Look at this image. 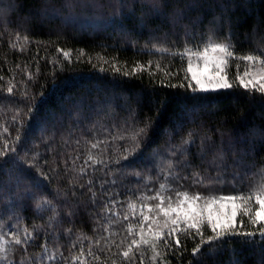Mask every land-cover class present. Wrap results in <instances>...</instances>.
I'll list each match as a JSON object with an SVG mask.
<instances>
[{"label": "snow or ice", "instance_id": "obj_1", "mask_svg": "<svg viewBox=\"0 0 264 264\" xmlns=\"http://www.w3.org/2000/svg\"><path fill=\"white\" fill-rule=\"evenodd\" d=\"M33 30L49 37L37 49L53 46L57 55L46 72L35 58L34 71L17 64L27 79L7 81L15 135L0 136V264H264V124L212 129L192 119L198 106L243 90L264 120V0H37L26 14L19 0H0V40L14 36L10 48L24 54ZM69 34L92 43L59 46ZM243 45L249 51L238 55ZM129 50L133 57L122 59ZM81 65L112 91L135 81L150 96L168 90L182 100L183 115L161 132L165 154L149 151L164 100L144 111L142 93L121 96L126 115L110 125L101 118L111 100L90 106L67 95L47 112L36 103L48 85L52 94L78 79ZM185 117L198 127L186 128ZM57 134L62 150L53 153ZM26 211L41 223L27 225ZM82 214L95 239L74 231Z\"/></svg>", "mask_w": 264, "mask_h": 264}, {"label": "trees", "instance_id": "obj_2", "mask_svg": "<svg viewBox=\"0 0 264 264\" xmlns=\"http://www.w3.org/2000/svg\"><path fill=\"white\" fill-rule=\"evenodd\" d=\"M37 0H19L20 8L22 13H27L33 6L36 4ZM237 12L240 11L238 8ZM252 23L251 16L248 19L243 20L241 22V32L244 29L249 28ZM30 39L32 43L29 45V49L21 54L18 51H14L10 48V43L15 40V37L11 38L5 36L2 40H0V76H3V81H0V136L2 137H14L15 128L10 122V117L14 112L13 104L10 101H15L16 95L8 96L6 92L7 81L15 76L14 83L20 81L22 78L27 79L26 73L22 74L21 70L16 67L17 64H20L21 67L25 65L28 66L29 71H34L33 58L40 61V68L42 72H46L50 67L51 57L57 55L55 52V48L53 46H40L37 49L35 44L36 40L47 41L49 37L39 30H33L30 34ZM52 39L55 40V35L52 36ZM101 39V38H97ZM143 41H141L142 43ZM92 41L85 39L82 42H77L73 40L68 35L67 41L61 39L58 42L59 46L62 47H86L91 44ZM249 48L247 45H243L239 48L237 54H247ZM120 57L129 58L133 57V50H129L127 52L119 53ZM82 69L80 72L78 79H69L66 83L61 84L58 88L52 91V94L49 93L48 88H51V85H48V88L45 89L44 96L46 100L41 101L38 97L36 103L43 107L44 111L54 110L58 107V105L63 101V98L67 95H72L73 97L80 99L84 98L88 105H92L93 102L99 98L101 100H111L113 109L108 110L107 114L101 118V122L105 124H112L113 122H119L120 119L126 115L124 112V104L125 101L121 99V96H129L133 99L136 98L138 93H142L141 97V106L144 111H149L152 106V102L157 100L166 101L165 107L167 109L166 112L162 113L161 117L158 119L157 123L159 125V131L156 132L152 136L151 141L149 142V151H155L160 154H165L167 150V137L162 136L161 132L164 129L169 128L174 120L179 119L183 115V102L177 97H174L168 90H158L157 95L150 96L148 91L144 86H142L139 82H130L127 84H122L119 87H115L114 91L113 85L111 82L105 79H97L94 77H90V69L86 65L79 66ZM243 70V65H241V71ZM235 66L230 69V74H235ZM75 75V73H74ZM63 79V77H61ZM43 82V81H41ZM147 84V81H144V85ZM40 89V84L37 83L34 87H31L29 91L31 93H38ZM243 90H238L235 95H224L220 96L217 99L213 100L210 104L205 106H198L197 110L192 112V119L196 120L198 123L203 121L208 124V126L212 129L216 127H227L230 129L240 128L242 125L247 124L248 126L253 125H261L264 124V120L261 119L258 114L260 109L258 107H253L250 101L246 98L245 95L242 94ZM22 106V105H21ZM71 123V121H69ZM184 123L186 128H197V124H189L187 122V117L184 118ZM7 128L8 131L5 132L4 129ZM52 129L49 128L48 132L44 134V138L47 139L49 135H51ZM218 139V137H215ZM37 143H40V140L37 139ZM178 142V138H177ZM51 147L53 153H59L62 150L61 146V137L59 134L56 137L48 142ZM47 145L41 143L39 151H44ZM158 163L162 164L163 161H158ZM155 169H153V180L154 183L151 187H158V184L162 181L155 180ZM131 180V178H129ZM64 187L67 186V182L65 181L63 184ZM119 199H125L127 195V191L124 188H120L119 186ZM185 188L190 189L191 185L186 184ZM203 190V189H201ZM213 191L219 192V194H233L232 189L230 187H224L223 189L219 187H215L212 189ZM246 190V189H245ZM126 206V205H125ZM122 210V209H121ZM25 215V223L29 226L33 222L41 223L40 220L36 219L31 211H26ZM67 226V225H65ZM124 226H121V231ZM74 231L80 232L82 231L86 236L95 239L96 234L94 232L93 222L88 218L87 215L82 214L81 218L76 221L74 226ZM62 243L67 244V240H63ZM85 246H87L88 241H84ZM192 246V242H188L189 249ZM31 251H38V249H32ZM19 258V257H18ZM173 259V264H175V259ZM253 259L252 256H248V260L251 261ZM147 264V257H146ZM184 264H187V260L185 259Z\"/></svg>", "mask_w": 264, "mask_h": 264}]
</instances>
